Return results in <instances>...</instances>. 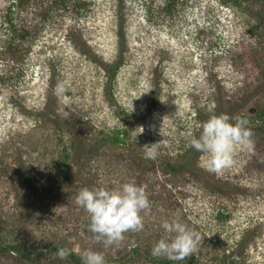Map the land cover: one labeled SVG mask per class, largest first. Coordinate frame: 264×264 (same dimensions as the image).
I'll use <instances>...</instances> for the list:
<instances>
[{
  "label": "rangeland",
  "instance_id": "obj_1",
  "mask_svg": "<svg viewBox=\"0 0 264 264\" xmlns=\"http://www.w3.org/2000/svg\"><path fill=\"white\" fill-rule=\"evenodd\" d=\"M220 114L249 121L254 154L216 175L185 133ZM126 182L151 213L105 249L76 197ZM173 219L201 237L182 261L151 254ZM86 250L264 264V0H0V264H83Z\"/></svg>",
  "mask_w": 264,
  "mask_h": 264
},
{
  "label": "clouds",
  "instance_id": "obj_2",
  "mask_svg": "<svg viewBox=\"0 0 264 264\" xmlns=\"http://www.w3.org/2000/svg\"><path fill=\"white\" fill-rule=\"evenodd\" d=\"M56 93H63L62 82L56 85ZM69 115L65 112V118ZM227 114L212 115L202 124V131L197 138L191 130L185 133L189 146L202 153V166L216 175H223L237 163L238 150L254 154L253 132L249 121L236 118L230 122ZM143 129V127H141ZM144 131V129H143ZM142 131V132H143ZM158 144H145L142 147L144 158L155 160L158 156ZM76 205L83 208L90 217L87 232L105 249L119 245L130 232H142L145 217L151 213V202L143 186L135 182H126L119 189L100 186L79 191ZM165 231L153 246L151 254L155 258H167L182 261L191 257L199 247L201 237L179 219L163 221ZM70 250L60 248L54 255L61 260L67 259ZM83 264H106L102 252L86 250L81 256Z\"/></svg>",
  "mask_w": 264,
  "mask_h": 264
}]
</instances>
